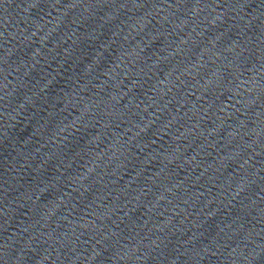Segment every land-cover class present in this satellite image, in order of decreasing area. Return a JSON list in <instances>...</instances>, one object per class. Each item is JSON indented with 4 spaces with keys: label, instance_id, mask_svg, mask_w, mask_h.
I'll return each instance as SVG.
<instances>
[{
    "label": "water",
    "instance_id": "water-1",
    "mask_svg": "<svg viewBox=\"0 0 264 264\" xmlns=\"http://www.w3.org/2000/svg\"><path fill=\"white\" fill-rule=\"evenodd\" d=\"M0 264H264V0H0Z\"/></svg>",
    "mask_w": 264,
    "mask_h": 264
}]
</instances>
